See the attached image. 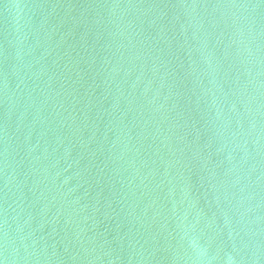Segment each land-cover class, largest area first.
I'll return each mask as SVG.
<instances>
[{
	"label": "water",
	"instance_id": "obj_1",
	"mask_svg": "<svg viewBox=\"0 0 264 264\" xmlns=\"http://www.w3.org/2000/svg\"><path fill=\"white\" fill-rule=\"evenodd\" d=\"M3 264H264V0H0Z\"/></svg>",
	"mask_w": 264,
	"mask_h": 264
},
{
	"label": "snow or ice",
	"instance_id": "obj_2",
	"mask_svg": "<svg viewBox=\"0 0 264 264\" xmlns=\"http://www.w3.org/2000/svg\"><path fill=\"white\" fill-rule=\"evenodd\" d=\"M0 264H3V261H0Z\"/></svg>",
	"mask_w": 264,
	"mask_h": 264
}]
</instances>
